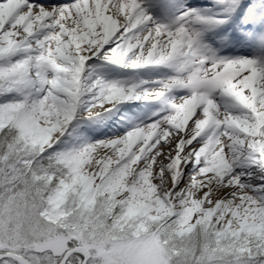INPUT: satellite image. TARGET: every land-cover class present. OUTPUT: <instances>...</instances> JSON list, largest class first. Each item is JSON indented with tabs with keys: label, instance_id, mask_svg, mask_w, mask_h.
Instances as JSON below:
<instances>
[{
	"label": "snow or ice",
	"instance_id": "6c2138e0",
	"mask_svg": "<svg viewBox=\"0 0 264 264\" xmlns=\"http://www.w3.org/2000/svg\"><path fill=\"white\" fill-rule=\"evenodd\" d=\"M0 264H264V0H0Z\"/></svg>",
	"mask_w": 264,
	"mask_h": 264
}]
</instances>
